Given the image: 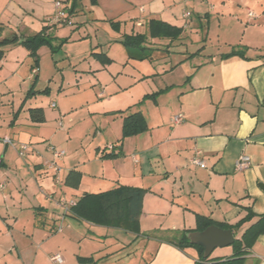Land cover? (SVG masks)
<instances>
[{
	"label": "crops",
	"instance_id": "crops-1",
	"mask_svg": "<svg viewBox=\"0 0 264 264\" xmlns=\"http://www.w3.org/2000/svg\"><path fill=\"white\" fill-rule=\"evenodd\" d=\"M56 1L0 0V26L26 37L45 30L58 38L70 26L69 38H91L85 53L103 52L112 61L90 62L96 74L101 69L107 75L97 78L99 99L89 111L95 131L85 143L77 146L71 130L86 117L75 119L68 130H49V117L36 123L28 113L21 120L25 99L13 111V134L4 136L32 148L21 157L16 148L0 145V181L6 182L0 194V264H34L41 256L52 261L53 253L64 254L59 264H195L197 249L183 250L173 242L184 230L197 228L198 215L233 226L235 238H241L264 214L263 0H76L75 12L64 21L55 20ZM61 1L70 8L72 0ZM152 19L183 30L203 26L206 38L215 23L227 49L191 52L149 36L150 57L130 59L123 36L148 34ZM234 47L245 48L246 57L224 56ZM20 50L28 51L17 44L7 52ZM4 58L0 83L11 75L2 68ZM136 111L144 114L148 128L123 137L124 116ZM54 149L65 151L56 159L57 170L50 166ZM242 155L251 163L238 169ZM195 156L206 166L192 163ZM73 169L82 173L78 187L65 182ZM120 184L147 189L139 232L71 212L70 202L84 193ZM56 239L59 245L52 247ZM224 248L216 257L233 254L232 245ZM245 264H264V232L248 248Z\"/></svg>",
	"mask_w": 264,
	"mask_h": 264
},
{
	"label": "rangeland",
	"instance_id": "rangeland-1",
	"mask_svg": "<svg viewBox=\"0 0 264 264\" xmlns=\"http://www.w3.org/2000/svg\"><path fill=\"white\" fill-rule=\"evenodd\" d=\"M254 14L256 17L254 19L258 20L260 15L255 12ZM213 15H216L215 12ZM196 16L197 15L194 14L190 19H195ZM65 28L66 30L60 31L62 38L51 37L53 45L57 47L55 52L51 50L49 45H43L39 48V67L36 68V70H32V65L35 63V59L30 55L29 51L24 53L20 50L15 55L6 52L3 60L5 65L2 63V68L5 70V73L6 69L11 70V75L10 77H7L4 75L5 73H1L5 78L3 82L0 83V145L4 144L2 138L5 133L13 134V127H10L9 124L11 120L16 117L13 111L19 108L23 99H26V103L24 105L26 109L21 111L22 121L26 117V114L28 115V113H30L29 108L44 107L45 116L49 117L50 121L49 130L55 127H62L64 130H68V127L70 126L69 124L74 125L75 121H79L81 116V118L86 117L85 120H83V123L79 124L77 129L73 127L71 130L75 144L79 146L82 141L85 143V141L89 140L90 137H93L95 130L92 127V120L90 118L91 113L89 111L93 106L91 104L95 103V101L99 99L98 93L101 89L99 85L100 82L97 78L105 76L106 73H102L104 71L100 69V72L96 74L98 70H95L94 65L93 68L90 69V62L95 64L96 60H99L105 64L111 62L112 60L103 52L85 53L84 51L85 49H88V44L92 42L91 38L89 37L86 41L69 38L68 35L72 32L71 28L70 26ZM212 29L210 38H206L203 26H194L185 28L178 38L160 37L157 38L156 42L160 44L171 43L175 47H182L183 49L186 48L191 52L196 51L201 47H205L204 49L211 51H216L222 48L227 49L225 41L221 40L217 36L219 28L215 23ZM231 32L233 33L232 38L236 37V31L234 30ZM136 33L138 32H135V34ZM100 35L105 37L103 36L105 35L103 32H100ZM232 38H229V40ZM62 39H64V42H62ZM147 50L150 52L151 48H148ZM129 58L136 60L133 57ZM118 66L120 67L123 65H116L113 70H116ZM47 88H49V92H44ZM30 90H33L35 93L28 96V92ZM53 102H56L57 106H53ZM60 112L65 115V117L61 120L60 118L57 119V114H60ZM86 119L88 120L86 121ZM87 135L89 136L87 137ZM10 137L13 138L14 141L19 142V140L13 136ZM9 147L14 150L12 145H9ZM58 245V239L51 244L52 247H56ZM57 250L58 249L55 248V251ZM221 250L226 249L224 247L217 248L212 253V257H216ZM54 254L55 253L51 254L50 257ZM60 254L65 258L64 254ZM46 259L47 261H45ZM34 264L59 263L50 261L48 257L43 259L41 256Z\"/></svg>",
	"mask_w": 264,
	"mask_h": 264
},
{
	"label": "trees",
	"instance_id": "trees-1",
	"mask_svg": "<svg viewBox=\"0 0 264 264\" xmlns=\"http://www.w3.org/2000/svg\"><path fill=\"white\" fill-rule=\"evenodd\" d=\"M76 9V0L73 9L69 8V15H72ZM114 27L115 23H112ZM148 34L134 33L125 34L121 42L128 50L129 56L138 60L150 57V53L145 46L148 37H171L178 38L183 32V28L172 25L163 20L152 19L149 22ZM34 38L31 42H22V38ZM26 37L23 33L17 31L5 32L4 26H0V60H2L8 48L20 44L27 48L30 55L34 57L35 63L32 68L39 67L38 50L43 45H49L51 50L55 52L56 48L52 43V38L47 36L45 30L32 36ZM64 42V39H62ZM240 55L246 57L245 48H233L231 52L224 56ZM49 92V88L44 90ZM33 90L28 92V96L34 94ZM157 94H148L155 98ZM26 100V99H25ZM30 118L33 122L43 123L46 121L45 111L43 107L29 108ZM122 112V111H119ZM15 120V118H14ZM148 125L144 114L141 111L131 112L124 116L123 121V137L135 135L147 130ZM82 173L79 170H71L66 177V184L71 187H78L81 182ZM147 189L137 186L120 184L112 189L98 193H84L75 205L70 207L71 212L78 218L92 221L97 224L114 225L123 227L132 232L140 231V217L142 214L143 199ZM218 225L223 228L233 229V226L218 223L211 218L198 215L197 228L186 229L180 237L173 243L180 249L194 247L199 253V259L195 264H245L248 248L252 245L256 237L264 232V214L260 220L250 226L241 238H236L232 244L233 254L226 257H208L204 256L205 249L201 245L190 242L187 234L194 230H204L210 225ZM85 260V259H82Z\"/></svg>",
	"mask_w": 264,
	"mask_h": 264
},
{
	"label": "built area",
	"instance_id": "built-area-1",
	"mask_svg": "<svg viewBox=\"0 0 264 264\" xmlns=\"http://www.w3.org/2000/svg\"><path fill=\"white\" fill-rule=\"evenodd\" d=\"M56 6H57V13L55 16V20L56 21H61V20H67L69 17V5H64V3L61 0H57L56 1ZM250 14L252 15L253 13L250 12ZM185 16H190V12H187L185 14ZM53 106H56V104L53 102L52 103ZM176 122L181 121V118L179 116H177L175 118ZM2 141L4 144L6 145H12L14 148H16V150L18 151V154L21 157H24L28 154V152L31 150L32 145L28 142H16L14 141L13 138H11L10 136H4L2 138ZM109 149L113 150L115 148V146L113 144H109L108 146ZM53 155H54V159L51 160L50 162V166L54 167L56 170L59 169L57 166V162L56 159L60 158L62 156L65 155V151L64 150H58V149H54L53 151ZM192 163L200 165L202 167H205V163L198 157L195 156L194 158H192L191 160ZM2 163V158H0V165ZM251 163V158L248 155H242L238 158V160L236 161V167L238 169H244L246 167H248ZM6 187V182L5 181H0V194L1 192L5 189ZM72 205L75 204V201L70 202ZM62 227H59L58 230H61ZM51 260L54 262H58L61 263L63 262V258L61 256L60 253H56L53 256H51Z\"/></svg>",
	"mask_w": 264,
	"mask_h": 264
},
{
	"label": "water",
	"instance_id": "water-1",
	"mask_svg": "<svg viewBox=\"0 0 264 264\" xmlns=\"http://www.w3.org/2000/svg\"><path fill=\"white\" fill-rule=\"evenodd\" d=\"M74 7V0L70 4V9ZM22 42L34 41V38H22ZM189 240L193 244L204 247V256L208 257L218 247H226L235 242V234L232 229L223 228L218 225H210L205 230L193 231L187 234Z\"/></svg>",
	"mask_w": 264,
	"mask_h": 264
}]
</instances>
